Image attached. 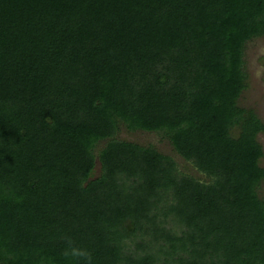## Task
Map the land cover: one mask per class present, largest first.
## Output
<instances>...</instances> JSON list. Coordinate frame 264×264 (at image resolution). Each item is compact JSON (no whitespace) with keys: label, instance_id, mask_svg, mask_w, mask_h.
<instances>
[{"label":"trees","instance_id":"trees-1","mask_svg":"<svg viewBox=\"0 0 264 264\" xmlns=\"http://www.w3.org/2000/svg\"><path fill=\"white\" fill-rule=\"evenodd\" d=\"M262 35L264 0H0V264H264Z\"/></svg>","mask_w":264,"mask_h":264},{"label":"rangeland","instance_id":"rangeland-1","mask_svg":"<svg viewBox=\"0 0 264 264\" xmlns=\"http://www.w3.org/2000/svg\"><path fill=\"white\" fill-rule=\"evenodd\" d=\"M243 69L245 72V88L237 99V104L241 107L253 110L256 116L264 123V35L251 38L244 44ZM232 134L236 135L237 128L232 129ZM116 138L123 141L133 142L142 146H152L159 153L168 155L177 162L178 170L187 175H191L199 180H206L205 176L188 161L181 158L172 148L170 142L161 133L148 132L142 130L129 131L124 126H120ZM258 143L262 147V157L259 164L264 166V132H259L256 136ZM104 141L98 144L101 147ZM100 165L95 160L92 171V178L99 175ZM260 194L264 196V186Z\"/></svg>","mask_w":264,"mask_h":264}]
</instances>
